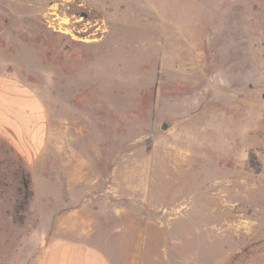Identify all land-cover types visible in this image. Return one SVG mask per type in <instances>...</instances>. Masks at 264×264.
Masks as SVG:
<instances>
[{
    "label": "rangeland",
    "instance_id": "374dc122",
    "mask_svg": "<svg viewBox=\"0 0 264 264\" xmlns=\"http://www.w3.org/2000/svg\"><path fill=\"white\" fill-rule=\"evenodd\" d=\"M0 75L45 112L0 145L1 263L264 264V0H0Z\"/></svg>",
    "mask_w": 264,
    "mask_h": 264
},
{
    "label": "crops",
    "instance_id": "0c3cea01",
    "mask_svg": "<svg viewBox=\"0 0 264 264\" xmlns=\"http://www.w3.org/2000/svg\"><path fill=\"white\" fill-rule=\"evenodd\" d=\"M44 127V108L33 91L13 77L0 75V145L6 141L22 154L31 155L44 142ZM24 264L109 262L95 246L75 240L49 244L33 263Z\"/></svg>",
    "mask_w": 264,
    "mask_h": 264
},
{
    "label": "water",
    "instance_id": "95a60500",
    "mask_svg": "<svg viewBox=\"0 0 264 264\" xmlns=\"http://www.w3.org/2000/svg\"><path fill=\"white\" fill-rule=\"evenodd\" d=\"M164 129L166 130V129H167V127H164Z\"/></svg>",
    "mask_w": 264,
    "mask_h": 264
},
{
    "label": "trees",
    "instance_id": "16d2710c",
    "mask_svg": "<svg viewBox=\"0 0 264 264\" xmlns=\"http://www.w3.org/2000/svg\"><path fill=\"white\" fill-rule=\"evenodd\" d=\"M26 186H27V188H29V187H28V184H27Z\"/></svg>",
    "mask_w": 264,
    "mask_h": 264
}]
</instances>
